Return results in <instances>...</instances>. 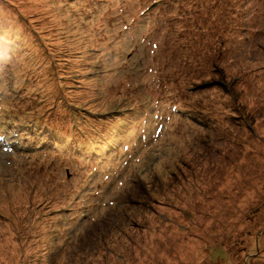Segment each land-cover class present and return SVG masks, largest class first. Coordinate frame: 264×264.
<instances>
[{"label": "rangeland", "instance_id": "374dc122", "mask_svg": "<svg viewBox=\"0 0 264 264\" xmlns=\"http://www.w3.org/2000/svg\"><path fill=\"white\" fill-rule=\"evenodd\" d=\"M1 22L0 264H264V0Z\"/></svg>", "mask_w": 264, "mask_h": 264}, {"label": "trees", "instance_id": "16d2710c", "mask_svg": "<svg viewBox=\"0 0 264 264\" xmlns=\"http://www.w3.org/2000/svg\"><path fill=\"white\" fill-rule=\"evenodd\" d=\"M2 22H4V21L2 20ZM2 22H1V23H2ZM0 28H1V29H4V30H7V27L5 26V23L0 24ZM237 29H238V32H240V31L244 32V31H245V28H242V27H238ZM22 42H23V41H22ZM17 44H18V41H17ZM23 45H24V44H23Z\"/></svg>", "mask_w": 264, "mask_h": 264}]
</instances>
